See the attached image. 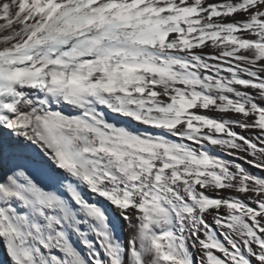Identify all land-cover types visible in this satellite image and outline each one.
Listing matches in <instances>:
<instances>
[{"label": "snow or ice", "instance_id": "1", "mask_svg": "<svg viewBox=\"0 0 264 264\" xmlns=\"http://www.w3.org/2000/svg\"><path fill=\"white\" fill-rule=\"evenodd\" d=\"M0 264H264V0H0Z\"/></svg>", "mask_w": 264, "mask_h": 264}, {"label": "bare ground", "instance_id": "2", "mask_svg": "<svg viewBox=\"0 0 264 264\" xmlns=\"http://www.w3.org/2000/svg\"><path fill=\"white\" fill-rule=\"evenodd\" d=\"M3 257V249H2V247H0V258H2Z\"/></svg>", "mask_w": 264, "mask_h": 264}]
</instances>
